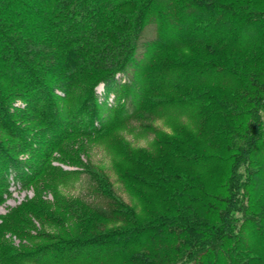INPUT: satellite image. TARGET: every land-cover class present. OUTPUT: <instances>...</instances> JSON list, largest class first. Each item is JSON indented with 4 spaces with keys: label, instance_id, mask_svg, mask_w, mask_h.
Masks as SVG:
<instances>
[{
    "label": "trees",
    "instance_id": "obj_1",
    "mask_svg": "<svg viewBox=\"0 0 264 264\" xmlns=\"http://www.w3.org/2000/svg\"><path fill=\"white\" fill-rule=\"evenodd\" d=\"M171 106L192 124L119 150L140 212L87 171L83 234L28 256L0 227V264H264V0H0V204L28 181L22 124L91 138ZM19 211L51 220L38 200ZM21 220L6 225L19 238Z\"/></svg>",
    "mask_w": 264,
    "mask_h": 264
},
{
    "label": "rangeland",
    "instance_id": "obj_2",
    "mask_svg": "<svg viewBox=\"0 0 264 264\" xmlns=\"http://www.w3.org/2000/svg\"><path fill=\"white\" fill-rule=\"evenodd\" d=\"M154 35L155 24L150 23L142 35L143 43L140 44L138 58L144 57L145 43ZM124 77L128 81V78L133 75L127 73ZM146 85L143 83L144 87ZM122 98L121 101H123ZM17 105H22V102H18ZM71 115L72 113H68V117ZM144 117L146 118L129 120L102 136L91 138L77 132V130L86 129L84 123H78L77 126L68 124L72 128H68L70 130L67 132L68 129L65 126L60 133L43 129L38 126L41 124L37 121L22 124L25 125L23 129L27 132V144L32 150L27 152L26 147L19 146L12 152L16 154L17 161L26 168L28 181L14 184V180L11 179L10 192L0 204V227L4 228L6 239L13 241L16 246L21 245L19 249L23 255L30 256L31 250L50 244L55 237L63 240L67 236L76 237L83 234L85 220L79 215L84 211L75 209L74 205L79 200L84 201L85 204L94 200L90 194L91 187L87 171L104 175L111 182L121 201L140 212V202L130 194L118 177L117 165L120 160L121 145L129 150L151 152L155 150V141L160 135L172 136L178 127L192 124V119L182 106L159 108L154 115ZM67 122H69L68 119ZM38 135L40 137L37 138ZM0 139L8 145L13 142L6 136ZM41 139L43 141L39 143ZM44 154L46 160L43 162ZM262 182L264 183L260 181L258 186L263 185ZM36 200L45 204V209L51 212V220L48 219V222L40 218L43 221L41 222L31 214H23L19 211L23 203ZM20 218L26 221L25 230L29 235L19 238L11 235L6 225L16 219H18L17 222H22ZM106 226L104 230L116 227L115 225ZM23 245L25 247H22Z\"/></svg>",
    "mask_w": 264,
    "mask_h": 264
}]
</instances>
